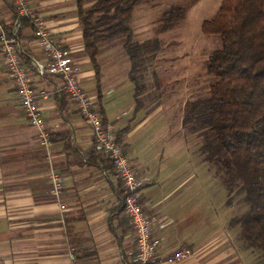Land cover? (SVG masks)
Wrapping results in <instances>:
<instances>
[{
  "label": "crops",
  "instance_id": "obj_1",
  "mask_svg": "<svg viewBox=\"0 0 264 264\" xmlns=\"http://www.w3.org/2000/svg\"><path fill=\"white\" fill-rule=\"evenodd\" d=\"M27 1L72 58L80 85L94 97L97 111L120 132L132 167L144 181L145 210L154 220L164 221L152 233L160 264H255L251 251L236 241L237 226H229L227 217L215 229L207 213L205 223L200 222L204 215L190 190H183L184 181L174 177L176 166H154L134 151L126 141L130 124L119 125L117 116L107 113L102 105L101 49L97 80L83 48L76 0ZM92 2L85 1L83 7ZM0 18L8 26L14 21L6 0H0ZM20 41L35 88L48 93L40 105L53 140L48 150L38 142L37 128L23 114L0 53V260L4 264H132L135 241L122 211L119 178L107 162L93 160L90 126L62 93V81L35 74L34 62L46 60L30 26L21 29ZM92 80L95 89L90 87ZM51 171L62 179L57 196L50 192ZM182 246L189 247L191 254L169 261Z\"/></svg>",
  "mask_w": 264,
  "mask_h": 264
},
{
  "label": "trees",
  "instance_id": "obj_2",
  "mask_svg": "<svg viewBox=\"0 0 264 264\" xmlns=\"http://www.w3.org/2000/svg\"><path fill=\"white\" fill-rule=\"evenodd\" d=\"M140 1L93 0L83 7L85 0H76L83 48L97 80L101 77L97 61L101 46L123 41L131 62L136 109L143 104L138 97L144 86L133 75L140 70L139 47L129 20ZM184 18L183 8L171 7L163 12L159 29L172 30ZM26 26L30 25L22 19L19 39ZM201 31L217 35L220 45L206 60L208 93L184 102L181 126L200 137L204 161L227 189L226 204L230 206L234 194L246 206L230 218L229 226L240 228L245 247L260 264L264 262V0H221L214 15L202 22ZM92 156L112 167L107 158ZM118 193L122 199L121 187Z\"/></svg>",
  "mask_w": 264,
  "mask_h": 264
},
{
  "label": "rangeland",
  "instance_id": "obj_3",
  "mask_svg": "<svg viewBox=\"0 0 264 264\" xmlns=\"http://www.w3.org/2000/svg\"><path fill=\"white\" fill-rule=\"evenodd\" d=\"M85 1L88 5L92 0ZM220 2L141 0L137 4L129 26L139 47L136 54L140 70L133 75L135 82L144 86L138 97L143 103L139 109L134 110L135 83L129 77L131 62L123 41L103 44V61L100 62L102 71H105L101 87L102 105L107 113L117 116L119 125L130 124L126 141L134 151L152 160L154 166H176L174 177L184 181L182 186L186 189L183 190H190L196 206L204 215L200 222L205 223L207 213L208 223L212 219L215 229L221 227L227 217L230 220L240 215L246 206L234 194L230 206L226 204L228 192L225 185L204 161L199 149L200 137L188 134L182 128L181 115L187 99L208 93L210 74L206 60L219 47L220 40L217 35L202 33L201 25L214 15ZM176 6L183 8L184 20L172 30L160 31L163 12ZM91 84L90 87L95 89L94 80ZM83 87L88 89L89 85ZM237 230L236 241L244 248L241 230L239 227Z\"/></svg>",
  "mask_w": 264,
  "mask_h": 264
},
{
  "label": "built area",
  "instance_id": "obj_4",
  "mask_svg": "<svg viewBox=\"0 0 264 264\" xmlns=\"http://www.w3.org/2000/svg\"><path fill=\"white\" fill-rule=\"evenodd\" d=\"M11 8L14 21L6 25L0 18V53L6 73L14 87L17 101L28 123L37 128V140L46 150L52 144L53 134L47 127L46 118L40 105L48 93L37 90L34 77L25 64L26 53L18 36L20 21L26 20L32 30L37 47L46 62H34L36 75H51L62 81V93L69 99L82 118L89 124L93 150L96 155L107 158L120 180L122 191V211L132 230L135 250L132 264H160L156 257L157 240L152 238L155 227L162 228V219L154 220L145 210L142 200L143 179L132 167L130 157L118 139L115 124L104 121L95 107L94 97L80 85L72 58L55 39L53 31L46 26L41 16L29 5L27 0H6ZM57 125H54L56 127ZM50 192L59 195L62 179L51 171ZM63 207V205H61ZM191 254L187 246L179 247L169 261H180ZM0 264H4L0 260Z\"/></svg>",
  "mask_w": 264,
  "mask_h": 264
}]
</instances>
